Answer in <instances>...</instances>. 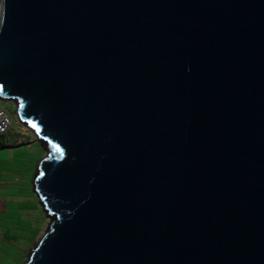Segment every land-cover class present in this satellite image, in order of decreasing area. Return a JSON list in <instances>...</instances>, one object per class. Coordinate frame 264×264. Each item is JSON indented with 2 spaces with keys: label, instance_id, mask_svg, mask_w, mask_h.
Returning a JSON list of instances; mask_svg holds the SVG:
<instances>
[{
  "label": "water",
  "instance_id": "water-1",
  "mask_svg": "<svg viewBox=\"0 0 264 264\" xmlns=\"http://www.w3.org/2000/svg\"><path fill=\"white\" fill-rule=\"evenodd\" d=\"M0 4V100L46 152L25 264H264V0Z\"/></svg>",
  "mask_w": 264,
  "mask_h": 264
},
{
  "label": "rangeland",
  "instance_id": "rangeland-1",
  "mask_svg": "<svg viewBox=\"0 0 264 264\" xmlns=\"http://www.w3.org/2000/svg\"><path fill=\"white\" fill-rule=\"evenodd\" d=\"M0 104L13 117L14 123L10 133L21 135V138L25 139V143H27L19 149L21 152L10 154L9 149L1 147V143L5 140L1 139L0 141V178L2 176H11V178L18 176L17 187H20L21 192L17 199L20 206L12 209L9 221L0 224V231L4 232L8 227L11 232L10 236L14 239L10 243L12 252L9 264H25L32 249L47 231L51 222V218L44 212L33 190V178L37 172L38 163L46 155V152L37 142L35 136L19 122L14 103L0 100ZM8 162L10 163L8 164ZM2 245L0 240V249H2ZM0 263L4 264L2 260Z\"/></svg>",
  "mask_w": 264,
  "mask_h": 264
},
{
  "label": "crops",
  "instance_id": "crops-1",
  "mask_svg": "<svg viewBox=\"0 0 264 264\" xmlns=\"http://www.w3.org/2000/svg\"><path fill=\"white\" fill-rule=\"evenodd\" d=\"M1 139L5 140V142L1 143V147L3 149H9L10 154H12L13 152H21V150L19 149L27 145V143H25V139L21 137L18 138V136H15L13 134V132L12 134L8 133L6 135H0V141ZM6 143L7 145H5ZM9 163L10 162H8V164ZM18 183V176H13L12 178L11 176H2L0 178V224L8 222L12 209L14 210L16 206H20L17 203V199H19L21 195L19 189L20 187H17ZM10 233L11 232L8 227L6 228V230H4V232L0 231V240L3 243V247L2 249H0V260H2L4 264H9V261L11 260L12 247H10V243H12L14 239H12Z\"/></svg>",
  "mask_w": 264,
  "mask_h": 264
},
{
  "label": "built area",
  "instance_id": "built-area-1",
  "mask_svg": "<svg viewBox=\"0 0 264 264\" xmlns=\"http://www.w3.org/2000/svg\"><path fill=\"white\" fill-rule=\"evenodd\" d=\"M2 17V7L0 4V22ZM14 123L11 114L0 104V135H6Z\"/></svg>",
  "mask_w": 264,
  "mask_h": 264
},
{
  "label": "clouds",
  "instance_id": "clouds-1",
  "mask_svg": "<svg viewBox=\"0 0 264 264\" xmlns=\"http://www.w3.org/2000/svg\"><path fill=\"white\" fill-rule=\"evenodd\" d=\"M10 131H11V130H10ZM10 131H9L8 133H10ZM8 133H7V134H8Z\"/></svg>",
  "mask_w": 264,
  "mask_h": 264
},
{
  "label": "trees",
  "instance_id": "trees-1",
  "mask_svg": "<svg viewBox=\"0 0 264 264\" xmlns=\"http://www.w3.org/2000/svg\"><path fill=\"white\" fill-rule=\"evenodd\" d=\"M28 144H30V143H28Z\"/></svg>",
  "mask_w": 264,
  "mask_h": 264
}]
</instances>
